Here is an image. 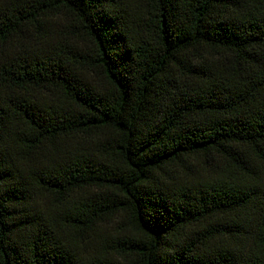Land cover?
I'll list each match as a JSON object with an SVG mask.
<instances>
[{
	"label": "trees",
	"instance_id": "obj_1",
	"mask_svg": "<svg viewBox=\"0 0 264 264\" xmlns=\"http://www.w3.org/2000/svg\"><path fill=\"white\" fill-rule=\"evenodd\" d=\"M0 264H264V0H0Z\"/></svg>",
	"mask_w": 264,
	"mask_h": 264
}]
</instances>
